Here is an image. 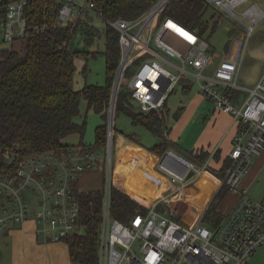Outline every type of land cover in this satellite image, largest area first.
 Listing matches in <instances>:
<instances>
[{
  "label": "built area",
  "instance_id": "1",
  "mask_svg": "<svg viewBox=\"0 0 264 264\" xmlns=\"http://www.w3.org/2000/svg\"><path fill=\"white\" fill-rule=\"evenodd\" d=\"M171 1L154 0L138 17L108 21L119 33L121 48L116 93L129 75L126 86L131 104L141 112L159 111L166 117L174 91L193 84L217 108L234 116L240 128L234 137L229 166L220 180L221 186L240 195L236 204L216 226L205 225L202 219L191 227L183 225L159 209L168 196L146 213L138 212L123 221L112 214V138L99 150L76 145L32 155H23L19 145L0 146V229L33 221L38 239L46 242L80 234L84 226L79 180L85 172L101 166L107 175L99 264H248L264 245V199H255L243 186V178L255 159L264 153V70L255 85L246 90L244 102L236 104L232 91L241 89L240 55L245 41L236 39L230 51L224 52L214 65L206 37L196 28L164 15ZM206 1L226 18H239L237 8L250 0ZM27 2L10 0L3 5L0 0V34L4 42L13 44L46 31V24L29 21ZM58 5L56 23L60 26L83 18L85 10L102 16L95 0H58ZM242 14L250 21L246 24L249 37L264 18V10L253 3ZM184 79L187 82L181 85ZM168 152L188 163L181 164L178 158L164 164L161 159L159 163L171 182L181 183L174 188V194L183 198L190 179L201 175L209 167L208 162L199 164L176 151ZM192 169L195 175L187 179Z\"/></svg>",
  "mask_w": 264,
  "mask_h": 264
},
{
  "label": "trees",
  "instance_id": "2",
  "mask_svg": "<svg viewBox=\"0 0 264 264\" xmlns=\"http://www.w3.org/2000/svg\"><path fill=\"white\" fill-rule=\"evenodd\" d=\"M8 1L10 0H3L2 4ZM153 3L154 0H95L96 8L107 23L120 18L138 17ZM25 6L29 21L34 24H46L47 29L43 33H35L29 38L21 39L9 47L0 48V146L19 145L23 155L62 151L75 146L64 144L62 139L68 134L78 133L82 140L87 128V115L81 123L75 118L81 115L80 104L82 98H85L88 102L87 109L100 113L103 122L96 130V144H87L82 140L79 145L95 150L105 148L108 144L112 92L121 57L118 31L110 25L106 32L107 85L87 84L81 90H76L75 52L71 44L80 28L87 24L86 21L80 18L65 25H58V0H28ZM209 8L211 6L206 0H172L164 15L172 16L190 28H196L208 39L216 32L219 22L211 23L212 20L206 17ZM231 46L229 44L227 51H230ZM127 81L117 92L114 120L119 112L124 111L129 114L134 124L146 126L162 138L159 144L151 146L150 149L158 156H164L173 146L164 136L168 131L165 117L159 111L141 112L135 108L129 101ZM193 88V84L183 86L186 92ZM244 93L241 89L233 88L232 96L238 101ZM181 110L178 109L174 116L177 117ZM114 129L116 132V124ZM128 136L134 138L133 134ZM208 154L206 151H199L191 154V157L199 155L198 157L205 161ZM227 191L226 186H221L207 210L206 217L216 212ZM103 196L104 188L78 192L84 232L66 238L70 258L74 263L99 264ZM111 198L112 214L123 221H128L138 212L147 211V208L119 187H112ZM159 209L165 211L162 206ZM169 213L179 220L173 212ZM221 217L223 216H218Z\"/></svg>",
  "mask_w": 264,
  "mask_h": 264
},
{
  "label": "rangeland",
  "instance_id": "3",
  "mask_svg": "<svg viewBox=\"0 0 264 264\" xmlns=\"http://www.w3.org/2000/svg\"><path fill=\"white\" fill-rule=\"evenodd\" d=\"M253 3H258L264 10V0H250L237 8L239 18L234 16L226 18L221 11L213 7L209 8L206 12V17L210 21L212 20L211 23L219 21L218 25H216V32L210 38L206 39L210 45V53L213 55L215 65L220 61L219 59L222 54L227 51L229 44H233L236 39H243L245 41L244 49L240 55L241 68L238 81L243 88L247 87V89L248 86H253L260 79L262 69H264V18L255 25V30L252 35L247 37L248 29L246 24H249L250 21L242 14L245 8ZM82 17L87 24H84L83 28H80L76 33V37L71 44L72 50L75 52L76 72L74 76V87L76 90H81L87 84L107 85L108 83L106 64L108 35L106 32L110 29V25L99 14L91 11L85 10ZM10 45L11 43L3 41V37L0 34V48L9 47ZM127 79L125 76L123 84ZM186 82V79H184L180 84L182 85ZM181 88L179 86L176 91L177 93H174L169 99V105L173 109L181 98L185 101ZM193 89H197V86L195 85ZM247 97L248 94L245 93L243 98ZM87 103V100L82 98L80 104L81 115L77 116L75 120L81 123L84 116L87 115V128L82 140L87 144L94 145L97 140L96 130L103 122V119L100 113H96L93 109H87ZM173 118L174 114H170L169 122L172 123ZM113 122L114 126L116 124L117 130L115 132L113 127V130L110 131L108 127L107 139L109 143L112 138L113 144L114 187L119 186L117 184V175L121 174L120 172L125 169L123 167L126 164L127 174L129 176L132 175L133 178L132 188L139 190V192L145 194L148 198L159 197L161 191L166 190V185L163 184L162 177H164L165 181H170L168 174L159 167L160 162L154 165V160L149 161L147 159L137 166L132 165L131 162L141 161H139L138 157L134 159L130 157L129 153L121 150L118 142L121 140L119 138L122 135V138H125L127 142L129 140L135 141L150 148L153 144L159 143L161 137L156 136L144 125L134 124L129 114L124 111L119 112L115 120L113 119ZM131 134L134 135V138L128 136ZM62 140L66 145L70 144L75 146L82 142L81 136L78 133L68 134ZM138 152L139 150L135 151L136 156H139ZM103 153L105 154V151ZM184 156L189 159L192 158L193 161L199 164L208 162L212 158L209 154L205 161L201 160L198 157L199 155H192L191 157V154H184ZM225 165L217 173L220 179L223 177L224 171L229 166V163H225ZM209 168L193 180L190 179L192 185L198 186L199 190H188V192H184L182 195L183 198L178 197L176 193L174 194L175 198H173L175 200L171 204L162 206L166 212H173L176 218L178 217L185 226L192 225V222H196L203 211H205L204 209H206L207 199L210 198V194L213 191L212 182L205 179V176L211 170ZM106 175L105 169L101 166L99 170L85 172L79 180L80 191H94L104 188ZM258 179L254 185L246 190L255 199L262 200L264 196V169ZM168 183L169 190L175 188L177 185H181L180 182L174 184L170 181ZM227 201L228 198L223 202L225 203ZM203 223L207 224V222ZM5 231V229H0V264H77L69 258V245H67L66 239L59 240L56 243H42L41 247L34 243L36 239L33 234L16 230L12 231L10 236H8ZM80 232H84V228H81ZM40 242H44V240L42 239ZM230 264L234 263L232 262Z\"/></svg>",
  "mask_w": 264,
  "mask_h": 264
},
{
  "label": "crops",
  "instance_id": "4",
  "mask_svg": "<svg viewBox=\"0 0 264 264\" xmlns=\"http://www.w3.org/2000/svg\"><path fill=\"white\" fill-rule=\"evenodd\" d=\"M177 89L174 91V93H177L176 92ZM241 90L245 91V93L248 94V92L246 91L247 87L243 88L241 86ZM181 91L184 95L185 101H183V99L181 98L174 109L170 107L169 100L167 104L168 113L167 116L165 117V122L166 125L168 126V131L164 133V136L170 142L173 143V146L170 147L166 151V153L172 150L184 156V154L190 155L199 151L201 152L206 151L209 153V155H211L212 158L210 159V161H208V166L211 168L212 171L210 170V172L205 176V179L212 182L211 185L213 184L212 185L213 191L210 194V198L207 199V206L206 209H204L205 211H203V213L199 216V219L196 222H192V225L196 224L202 219V223L207 222V224L205 225L216 226L223 220V217L218 218V216L219 215L224 216L228 211H230V209L236 204V201L240 196L238 195V193H232L227 191L220 205L217 207L216 212H213L209 217L208 216L206 217L208 212L207 210L210 204L215 199L218 191L221 189V180L217 176V173L220 171V169L223 168L225 163L227 162L230 163V153L232 151L231 149L233 146L234 137L236 136L235 134L238 132L240 128V123L230 113H227L217 108L204 94L198 91V89H192L186 92L185 90H183L182 87ZM244 94H242L237 99L238 101L234 99L236 104L239 105L244 102V100L246 99L243 98ZM180 108L182 109L180 114L177 117L174 116L172 123L169 122L170 114H175ZM119 139H121L118 142V144L121 146V150L125 151L126 153H129L130 157H133L134 159L138 157L139 161H141V162H131L132 165L137 166L140 163H143V161L147 159L149 161L154 160L155 162L154 165H157L160 162V160L163 158V156L160 155L158 156L155 152H153L149 147L145 145L139 144L129 139H128L129 141L127 142L125 138H122V135L120 136ZM161 140L162 138L160 139L159 142H161ZM157 144L159 143L153 144L152 146ZM138 150H139L138 152L139 156H136L137 154L135 153V151ZM125 165L126 164H124L123 167L125 169H123L122 172H120L121 173L120 175H117V184L119 185L118 187L124 190L130 197L134 198L145 209L146 208L148 209L154 204L160 202L163 196H168V198L162 201L160 206L171 204L172 201L175 200L173 199L175 198L174 188L169 190L170 187L168 186L169 185L168 182L170 181H168L167 179H166L167 181H165L164 177H162V180L164 182L163 184L166 185L165 187L166 190L161 191L159 197L155 196L148 198L147 196H145V194L139 192V190L133 189L132 188L133 178L132 175L129 176L127 174V168ZM263 169H264V153L260 157H257L255 159L253 166L250 169V172L243 178V186L247 189L250 188L252 185H254L255 182L259 180L258 178L262 174ZM208 181H206V183H208ZM191 189L199 190V187L192 185L190 180V182L186 187L185 192H188V190L191 191ZM168 190L169 192H167ZM200 191L202 192L201 189ZM226 198H228V201L224 203L223 201ZM262 199H264V196L262 197ZM192 225H188L187 227H191ZM16 230L18 231L22 230L26 233L28 232L29 234H33L36 239L34 240L35 241L34 243L38 244L39 246H41L42 243H56V242H46V241L40 242V240L37 237L35 231V223L33 221H28L21 226L11 227V229L6 230L5 232L8 234V236H10L12 231H16ZM69 255H70V251H69ZM248 264H264V245L255 253V255L250 259Z\"/></svg>",
  "mask_w": 264,
  "mask_h": 264
},
{
  "label": "water",
  "instance_id": "5",
  "mask_svg": "<svg viewBox=\"0 0 264 264\" xmlns=\"http://www.w3.org/2000/svg\"><path fill=\"white\" fill-rule=\"evenodd\" d=\"M117 83H118V79L115 80V83H114V87H113V97H112V103H111V111H110V114H109V120H108V124H109V129L110 131H112L113 127H114V122H113V119H114V105H115V98H116V90H117ZM172 158V155L168 152L163 158H162V162L164 164V162L170 160ZM195 175V170H190L189 174L187 175V179H190L192 176Z\"/></svg>",
  "mask_w": 264,
  "mask_h": 264
},
{
  "label": "bare ground",
  "instance_id": "6",
  "mask_svg": "<svg viewBox=\"0 0 264 264\" xmlns=\"http://www.w3.org/2000/svg\"><path fill=\"white\" fill-rule=\"evenodd\" d=\"M172 158H173V159L178 158V160H180V163L182 162V163L188 164L187 162H185V161L182 160L181 158L177 157L175 154L172 155ZM175 160H177V159H175ZM175 160H174V161H175ZM178 163H179V162H178ZM180 163H179V164H180ZM182 163H181V164H182Z\"/></svg>",
  "mask_w": 264,
  "mask_h": 264
}]
</instances>
